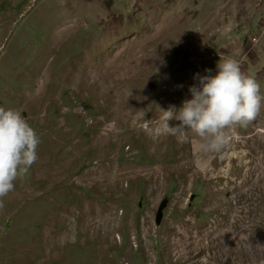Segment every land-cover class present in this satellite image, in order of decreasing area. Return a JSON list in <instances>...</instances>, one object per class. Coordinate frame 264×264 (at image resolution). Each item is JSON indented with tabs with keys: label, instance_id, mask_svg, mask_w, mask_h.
Here are the masks:
<instances>
[{
	"label": "rangeland",
	"instance_id": "rangeland-1",
	"mask_svg": "<svg viewBox=\"0 0 264 264\" xmlns=\"http://www.w3.org/2000/svg\"><path fill=\"white\" fill-rule=\"evenodd\" d=\"M223 2L0 0V107L19 110L41 139L0 207V264H264V107L219 151L202 152L191 132L182 141L154 131L159 109L178 110L220 58L238 59L264 95V43L242 40V0H226L227 16L213 7ZM228 33L234 41L212 39ZM101 39L112 63L137 65L119 88L132 112L117 94L113 102L64 79ZM57 172L65 178L54 181ZM186 222L189 241L210 229V251L177 260Z\"/></svg>",
	"mask_w": 264,
	"mask_h": 264
},
{
	"label": "clouds",
	"instance_id": "clouds-1",
	"mask_svg": "<svg viewBox=\"0 0 264 264\" xmlns=\"http://www.w3.org/2000/svg\"><path fill=\"white\" fill-rule=\"evenodd\" d=\"M216 75L199 77V87L189 91L177 110L169 106L155 128L156 135H173L186 140L191 132L198 137L202 152L219 151L231 140L237 126H247L264 107V95L254 73H245L234 57L220 58ZM210 72L211 70H206ZM179 121L170 126L169 121ZM41 139L36 129L15 108L0 107V207L15 190L17 179L38 160Z\"/></svg>",
	"mask_w": 264,
	"mask_h": 264
},
{
	"label": "bare ground",
	"instance_id": "bare-ground-1",
	"mask_svg": "<svg viewBox=\"0 0 264 264\" xmlns=\"http://www.w3.org/2000/svg\"><path fill=\"white\" fill-rule=\"evenodd\" d=\"M111 48H112V43L110 41H105V40L101 39V40H99L98 43L93 42L91 47L88 50H86V53L84 54V56H82L80 59L76 60L74 62V64L67 69V72L64 76V79L71 77V79L69 78L70 82L75 84L78 87V90H80V91L87 90V91H90L92 94H93V92H96V93L100 92V93H102V95L106 96L108 98V100L113 101V102H114V96L113 95L117 94V97L119 99L117 101V104H118V106L120 105L119 108H122L124 106L127 109V111L132 112V106H129L126 102L123 103L124 93H120L119 88L122 84H126L129 81L133 82L134 77L136 76V72H137V70H136L137 65L135 66V63H133V62H131L130 63L131 65H130L128 61H124V62L121 61L120 64H114L115 62L112 63L111 58H112L113 52L111 51ZM136 50H138V49H136ZM102 69L103 70L105 69V71L113 70V72H111L110 74L109 73L106 74V76H101L103 73L102 72H96V71L102 70ZM109 75L114 76L113 83L111 82ZM105 85H107V86L105 87ZM110 139H111L110 134L108 136H101L99 138L101 146L102 147L104 146L105 140L108 141ZM189 165H190V161H187V162L182 163L181 166H178V167H180L179 169L181 171H187L186 169H188ZM158 173H159V171H153L152 172V178L155 180H158V178L160 177V174H158ZM52 177H53L54 181H61L62 179L65 178L64 174H62L61 172H57V173L53 174ZM93 181H96V182H94V185H96L99 182L96 179H93ZM101 182H103V180H101ZM233 221H232V223H233ZM229 225H230V223H229ZM194 228L195 227L193 225L186 222L183 224V226H180L175 231V234L177 235V237L179 236L178 240H179L180 246L182 248L179 250L180 252H179V257L177 260H184L186 258H190V257L194 256L195 251H198V252H201L203 250H207V251L209 250L210 251V241L207 245H205V243H203V237H208V238L210 237V229H207L205 227H201L200 230L198 231V233H200V238H195L194 240L189 241V239L194 238V231H193ZM224 228H226V227L224 226ZM216 234H218V233H216ZM223 237H224V235H223ZM222 239H224V238H222ZM223 243H224V241H223ZM228 243H230V242H228ZM177 246H176V248H177ZM222 247H223V245H222ZM184 248H186V249H184ZM230 253L228 255H230ZM195 255H196V253H195ZM244 256H245V254H244ZM198 264H212V263L210 262V257H208L207 260L199 262Z\"/></svg>",
	"mask_w": 264,
	"mask_h": 264
},
{
	"label": "crops",
	"instance_id": "crops-1",
	"mask_svg": "<svg viewBox=\"0 0 264 264\" xmlns=\"http://www.w3.org/2000/svg\"><path fill=\"white\" fill-rule=\"evenodd\" d=\"M218 1H220V0H215V4ZM225 3H226V0H224L222 6L213 5V7H215L217 11L222 10L221 11L222 14L227 16V12H225V11L228 9L225 8L226 7ZM238 15H239L238 16V22H239L238 26H239V24H242L241 29H242L243 34H245V36L242 37V40L243 41H249L248 44L251 47H253L255 45L252 43V41H261L263 44L264 43L263 42L264 41V0H242V6L239 7ZM230 21L231 20L225 21V22H228V24L226 26H224V29H226V27L228 26L229 31L233 30L231 27ZM230 35H231L230 33H228L227 35L223 34V36L213 35L212 39L214 41L215 40L234 41V39ZM236 38H238V37H236ZM251 49H253V48H251ZM261 49H263V48L261 47Z\"/></svg>",
	"mask_w": 264,
	"mask_h": 264
},
{
	"label": "water",
	"instance_id": "water-1",
	"mask_svg": "<svg viewBox=\"0 0 264 264\" xmlns=\"http://www.w3.org/2000/svg\"><path fill=\"white\" fill-rule=\"evenodd\" d=\"M161 219H162V214H161V211H159L157 214L156 222L159 224Z\"/></svg>",
	"mask_w": 264,
	"mask_h": 264
}]
</instances>
